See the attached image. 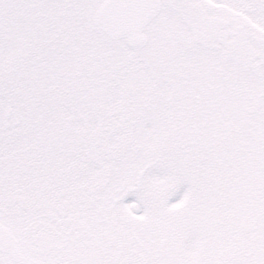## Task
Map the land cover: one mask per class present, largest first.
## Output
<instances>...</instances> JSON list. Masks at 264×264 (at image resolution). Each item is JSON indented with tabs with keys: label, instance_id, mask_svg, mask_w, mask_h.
Segmentation results:
<instances>
[{
	"label": "snow or ice",
	"instance_id": "obj_1",
	"mask_svg": "<svg viewBox=\"0 0 264 264\" xmlns=\"http://www.w3.org/2000/svg\"><path fill=\"white\" fill-rule=\"evenodd\" d=\"M0 264H264V0H0Z\"/></svg>",
	"mask_w": 264,
	"mask_h": 264
}]
</instances>
